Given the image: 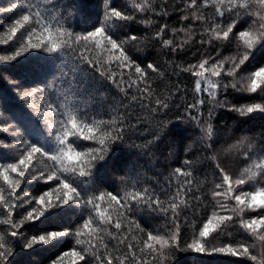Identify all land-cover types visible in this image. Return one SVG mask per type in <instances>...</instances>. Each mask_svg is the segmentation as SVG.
<instances>
[{
    "label": "snow or ice",
    "instance_id": "6c2138e0",
    "mask_svg": "<svg viewBox=\"0 0 264 264\" xmlns=\"http://www.w3.org/2000/svg\"><path fill=\"white\" fill-rule=\"evenodd\" d=\"M6 12L14 17L0 26V45L15 41V47L0 54V65L13 69L0 73L9 86L0 89V117L10 115L0 123V264H13L18 255L38 264L31 257L67 241L72 247L48 264H178L180 253L264 264V133L230 136L231 143L217 147L215 123L221 109L264 115V64L248 71L264 56V0H126L121 6L101 0L96 16L89 0H12L0 7ZM132 23L147 31H128ZM155 43L173 57L191 51L199 58L166 60L162 67L131 54ZM233 44L234 51L221 54ZM166 73L194 77L193 102L175 121L160 119L181 108L173 97L182 89ZM105 84L119 99L105 94ZM230 91L259 94L261 101L232 104ZM11 101L18 103L10 107ZM172 123L198 130L214 166L210 188L203 190L187 158L163 185L154 181L159 191L134 179L133 169L117 177V191L98 187L111 183L106 169L125 145L154 159L152 147ZM146 133L151 138L143 143L132 140ZM228 157L245 161L238 174L223 165ZM152 216L163 223L146 227L141 217ZM182 224L192 229L190 239ZM238 232L251 242L235 239ZM217 237L229 242L212 243Z\"/></svg>",
    "mask_w": 264,
    "mask_h": 264
},
{
    "label": "trees",
    "instance_id": "16d2710c",
    "mask_svg": "<svg viewBox=\"0 0 264 264\" xmlns=\"http://www.w3.org/2000/svg\"><path fill=\"white\" fill-rule=\"evenodd\" d=\"M12 0H0V7H8ZM114 3L117 6H121L126 3V0H114ZM90 11L93 13V16H96L101 11V0H89ZM14 17V13L6 12L0 13V26L5 25L8 21H10ZM177 20V15L173 14L168 18V22L171 24ZM163 22V21H161ZM128 31H133L138 35H142L147 31L142 24L132 23L129 26ZM123 34V33H122ZM15 47V41L10 42L9 45H0V54H9L12 49ZM235 44L232 45L231 48H225L222 50V55L226 56L230 52L234 51ZM195 49L193 48L192 51ZM131 54L134 58L142 61L146 64L149 61H156L162 67H165L164 62L166 60L175 59L178 62H194L199 57H193L191 55V51H189L185 55L173 57L168 55L165 50H161L158 43L151 44L144 48L141 52H136L132 50ZM31 55V54H30ZM264 64V56L257 57V60L254 61L248 71L253 70L255 67ZM170 71V70H169ZM13 69L11 65H0V73L8 75L12 74ZM167 82L170 84L178 83L182 89V93H178L175 97H173V101L175 103H179L181 105L180 109L172 107L171 110L164 116H161L160 119L165 121H175L176 115L179 113L183 115V107L187 103L193 102L194 98V77H192L188 73H179L178 76H171L166 73ZM160 88H163V84L159 81L157 82ZM9 86L3 81L0 80V89H7ZM106 95L111 97H116L119 99L118 90L110 85L105 84L102 89ZM183 94L184 99L181 100L180 96ZM228 99L232 104L240 105L244 103H250L253 101L259 102L261 101V96L259 94H253L249 96L245 93H233L230 91ZM17 101H11L10 107L16 105ZM12 110H15L13 107ZM99 110V109H97ZM206 111V109H205ZM10 119V115L5 114L0 117V123H3L6 120ZM217 128L219 130V140L217 142V147L224 144L226 146L227 143H231L232 141L229 139L239 137L243 134L256 135L260 133H264V115L254 114L251 117H240L234 112H229L226 110H219L217 114V118L215 121ZM144 127H148V125H144L141 127V131H143ZM8 139H12V137L7 136V134H3ZM198 130L195 125L192 123H172L163 133H161V140L158 144L152 147V152L154 153V159H149L148 157L141 154L139 150L134 147H129L125 145L120 148L117 152L116 160L108 166L106 169L105 175L111 178L110 184H102L97 182L99 188L107 187L110 191H117L119 188L117 181V177L120 175H124L129 169H133L129 174L134 178H139L142 181L152 182L153 186L157 187L159 191V186L155 185L154 181L159 179L161 185L165 183V177H168L172 170L176 167H185L183 165L184 159H190L194 162L193 172L194 177L197 181L203 182L204 188L206 191L208 188L212 186V182L214 177L212 176V171L214 166L212 165L210 160L205 159L206 153L202 151L201 145L197 140ZM151 137L146 133L145 135H136L132 137V140L136 144L143 143L145 140L150 139ZM88 143V142H83ZM223 165L230 172L234 174H238L240 169H242L245 165V161L242 159H234L232 157H228L222 161ZM137 173L139 176L137 177ZM179 182H183V177L178 178ZM176 179L173 180L172 187H175ZM30 191H34L29 188ZM210 201V197H209ZM188 220L191 221L193 219L192 214L189 212ZM203 215V214H202ZM183 219V217H182ZM197 222H199V217L196 218ZM142 223L146 227L158 226L163 223V220L159 216L152 217H141ZM50 226V225H49ZM43 227V226H42ZM183 230V238L190 239L192 236V229L190 227L185 228L182 224ZM246 239L251 242V238L247 236V234L238 232L235 233V239ZM229 242L228 238L225 237H217V239L213 240L212 243L220 244ZM72 247V242L67 241L55 248H47L41 250L37 255L31 257L32 260L37 261L38 264H48V261L51 258H54L56 255L60 254L61 251L67 250ZM257 252L259 249L256 250ZM28 257L24 256H16L13 264H26ZM178 264H252L251 261L244 258L230 257L224 255H215L213 257H203L197 256L191 253H180L177 256Z\"/></svg>",
    "mask_w": 264,
    "mask_h": 264
}]
</instances>
